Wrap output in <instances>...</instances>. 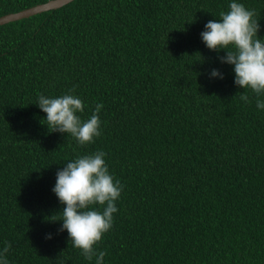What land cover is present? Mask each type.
<instances>
[{
  "label": "trees",
  "instance_id": "16d2710c",
  "mask_svg": "<svg viewBox=\"0 0 264 264\" xmlns=\"http://www.w3.org/2000/svg\"><path fill=\"white\" fill-rule=\"evenodd\" d=\"M46 1L0 0V16ZM231 2L72 0L0 25V251L11 243L9 264H95L50 219L64 207L52 191L57 170L101 150L123 185L113 226L94 246L104 264H264V110L218 59L225 50L200 36ZM236 2L256 11L264 40V0ZM74 85L83 120L103 104L101 135L84 146L49 131L36 104Z\"/></svg>",
  "mask_w": 264,
  "mask_h": 264
},
{
  "label": "clouds",
  "instance_id": "9594fccd",
  "mask_svg": "<svg viewBox=\"0 0 264 264\" xmlns=\"http://www.w3.org/2000/svg\"><path fill=\"white\" fill-rule=\"evenodd\" d=\"M220 19L209 20L200 33L202 42L212 51L225 55L218 56L221 63L233 65L234 83L243 90H250L255 95L256 107L264 110V40L260 39L261 25L255 10H250L243 3L233 2L227 12L219 13ZM210 78L223 79L219 69H212ZM75 85L68 93L59 97L40 94L37 106L46 113L43 119L49 131L71 135L80 146L91 144L101 135V120L98 113L103 104H97L87 120L81 113L85 105L82 100L72 95ZM240 99L250 102L249 96L241 94ZM106 153L78 156L57 170L56 183L52 191L57 196L62 209L60 218L53 215L51 221L62 220L57 230H67L72 246L79 249L85 259L95 264H104L105 251L94 247L103 235L113 226V214L117 212L115 201L120 198L123 185L115 180L105 162ZM102 208V211L100 210ZM51 239L52 234H46ZM10 242L0 251V264H9L7 253Z\"/></svg>",
  "mask_w": 264,
  "mask_h": 264
},
{
  "label": "water",
  "instance_id": "95a60500",
  "mask_svg": "<svg viewBox=\"0 0 264 264\" xmlns=\"http://www.w3.org/2000/svg\"><path fill=\"white\" fill-rule=\"evenodd\" d=\"M71 1L72 0H48L46 2L35 4L30 7L21 9L17 12H10V13L3 14L0 16V25L11 22V21L19 20L22 18H27L29 16H32V15H35V14H38V13H41L47 10L59 8Z\"/></svg>",
  "mask_w": 264,
  "mask_h": 264
}]
</instances>
